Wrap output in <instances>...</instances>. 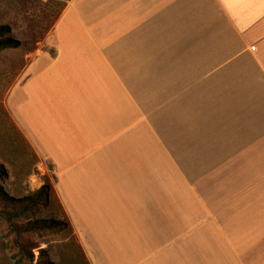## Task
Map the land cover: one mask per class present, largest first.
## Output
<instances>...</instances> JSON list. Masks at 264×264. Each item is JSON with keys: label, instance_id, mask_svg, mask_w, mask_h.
<instances>
[{"label": "crops", "instance_id": "0c3cea01", "mask_svg": "<svg viewBox=\"0 0 264 264\" xmlns=\"http://www.w3.org/2000/svg\"><path fill=\"white\" fill-rule=\"evenodd\" d=\"M49 38L6 107L89 264H264V0H71Z\"/></svg>", "mask_w": 264, "mask_h": 264}, {"label": "rangeland", "instance_id": "374dc122", "mask_svg": "<svg viewBox=\"0 0 264 264\" xmlns=\"http://www.w3.org/2000/svg\"><path fill=\"white\" fill-rule=\"evenodd\" d=\"M70 1L0 0V23L10 24L13 35L22 41L19 48L0 54V164L5 165L8 173L0 179V192L10 198L23 200L35 196L47 182L54 185L49 173L52 164L40 158L18 128L6 107V99L34 57L43 49L53 53L49 37ZM81 26L76 16L74 27ZM64 27L65 23L59 27L60 32ZM44 201L28 216L10 222L2 217L8 206L0 199V264H32L28 261L31 253L34 263L89 264L54 186ZM34 222H39L38 230L21 233L23 227Z\"/></svg>", "mask_w": 264, "mask_h": 264}, {"label": "trees", "instance_id": "16d2710c", "mask_svg": "<svg viewBox=\"0 0 264 264\" xmlns=\"http://www.w3.org/2000/svg\"><path fill=\"white\" fill-rule=\"evenodd\" d=\"M21 45L22 41L13 35L12 26L8 23H0V54L8 49L19 48ZM7 174L8 173L5 165L0 164V179L7 176ZM49 190H53V186L49 182H47L35 196L26 197L23 200L10 198L5 192H0V199L5 203V206H8L2 211V217L10 222H14V220L17 218H22V216L24 215L28 216L33 210H37L39 205L45 202L44 199L48 196ZM12 228L14 230L20 231V229H17L16 227ZM38 229L39 222L29 223V225L23 227V232L21 233L34 232ZM34 260V255L31 253V255H29L28 261H30L32 264H41L34 263Z\"/></svg>", "mask_w": 264, "mask_h": 264}, {"label": "built area", "instance_id": "2783aa9c", "mask_svg": "<svg viewBox=\"0 0 264 264\" xmlns=\"http://www.w3.org/2000/svg\"><path fill=\"white\" fill-rule=\"evenodd\" d=\"M255 48H256L255 46L252 47V49H255Z\"/></svg>", "mask_w": 264, "mask_h": 264}]
</instances>
